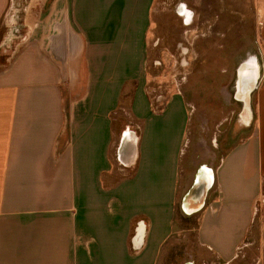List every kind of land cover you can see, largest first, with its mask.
Segmentation results:
<instances>
[{
	"label": "crops",
	"instance_id": "obj_1",
	"mask_svg": "<svg viewBox=\"0 0 264 264\" xmlns=\"http://www.w3.org/2000/svg\"><path fill=\"white\" fill-rule=\"evenodd\" d=\"M246 2L253 35L227 49ZM35 10V33L0 57V264H160L198 180L203 205L185 212L199 214L198 243L217 264H264V0H43ZM154 26L158 43L177 39L183 67L191 40L186 75L212 65L223 75L205 87L206 107L177 86L153 103ZM231 115L242 126L219 143Z\"/></svg>",
	"mask_w": 264,
	"mask_h": 264
},
{
	"label": "rangeland",
	"instance_id": "obj_2",
	"mask_svg": "<svg viewBox=\"0 0 264 264\" xmlns=\"http://www.w3.org/2000/svg\"><path fill=\"white\" fill-rule=\"evenodd\" d=\"M42 1L43 0H10L7 13L3 19L4 22H2V25L0 27V39L2 38V42L0 44L1 58L10 61L17 53V51H20L22 45H26V41H22V39L27 36L28 38H30L32 36V33H35L34 30L36 31L37 28L36 26H34L33 20L38 16L37 10H35V8H39ZM217 2H215V12H220L223 8V4L221 3V5L220 1ZM28 6L31 8V10H29ZM245 6L246 11L244 13V25L235 27L237 28L236 34L234 33L235 28L233 29V33L231 34V42L225 45L227 49L234 50L237 48V50H242L245 45H247L245 44L244 40H248L249 37L253 35V25L251 19V11L249 9V2H246ZM217 14H219L220 17V13ZM204 16L206 17V14H204ZM204 20V17L203 20H200L199 33H202L200 35H205L206 26L202 24L204 23ZM220 25L223 26V24ZM152 28L154 30L149 33L150 50L147 62V76L148 93L153 103H162L170 95V92L177 86V88H180V90L184 92L183 94L186 100H195V102L197 103L202 99L201 102H203V106L206 107L207 90H205V87L214 83L213 81L216 78H219L220 76L222 78L223 75L216 72V65H212L210 70L204 75L198 76L196 72L193 73L192 76L186 75L185 72L190 70L189 67L191 66V62L194 58L191 55L193 47L189 46L191 45V40L188 41L190 42L189 44L185 41H181L184 46H188V49L190 51V54L186 56L185 63L187 62V65L185 64V67H183L182 63L184 61V57L181 53L182 48L178 47L177 39L172 36L171 38L173 39V41H159L158 43L159 36L157 27L154 26ZM167 28L168 30H171L170 32H172L170 34L179 32V29H181V27L179 26H169ZM228 29H230V27H228L227 30ZM212 44L213 43H211V45ZM217 44L221 45V43H216V45ZM207 46L208 43H206V41L199 40L197 49L206 50ZM201 64H206L205 58H199V65ZM190 79L191 81L189 82ZM183 81L188 82L185 89L183 88ZM201 102L198 103L200 104V107ZM210 102L214 103L212 100ZM224 109L226 113L227 108L225 107ZM231 111L233 110L231 109ZM212 114L213 113L211 111L210 113L208 112L205 114V118H209L210 122L217 118V116H214ZM118 125H120L121 127L123 123L119 122ZM224 125L226 126V123ZM230 125V136H228L227 138L218 137L217 139L219 143H221L222 141H233L234 139H236L237 133L235 132V130L237 129L236 127L241 124H239L235 115H231ZM203 132L204 139L208 141L209 144H211V141L213 140L207 138V134L209 131L204 129ZM197 156L200 157L201 155L198 154ZM198 219L199 214L186 216L185 211L183 210L181 205L178 204L177 212L174 216L173 235L170 241H168L166 244V249L164 250L160 258V264H212V262H215L214 264H217L214 256L198 243L196 237V225ZM250 239L254 240L255 236H251ZM255 253H257L255 247H252L251 250H248L246 254L247 260L255 256Z\"/></svg>",
	"mask_w": 264,
	"mask_h": 264
},
{
	"label": "water",
	"instance_id": "obj_3",
	"mask_svg": "<svg viewBox=\"0 0 264 264\" xmlns=\"http://www.w3.org/2000/svg\"><path fill=\"white\" fill-rule=\"evenodd\" d=\"M207 183L204 180H198L190 189L189 193L182 200V208L185 212H193L203 205ZM190 196V197H189ZM191 264V263H187Z\"/></svg>",
	"mask_w": 264,
	"mask_h": 264
},
{
	"label": "bare ground",
	"instance_id": "obj_4",
	"mask_svg": "<svg viewBox=\"0 0 264 264\" xmlns=\"http://www.w3.org/2000/svg\"><path fill=\"white\" fill-rule=\"evenodd\" d=\"M11 19V18H10ZM24 26V25H23ZM9 29V28H8ZM15 34V33H14ZM17 35V34H16ZM8 36V35H7ZM240 115V114H239ZM190 197V196H189Z\"/></svg>",
	"mask_w": 264,
	"mask_h": 264
}]
</instances>
